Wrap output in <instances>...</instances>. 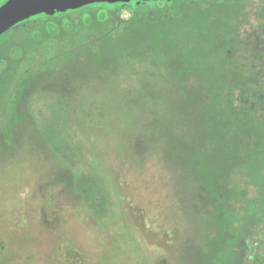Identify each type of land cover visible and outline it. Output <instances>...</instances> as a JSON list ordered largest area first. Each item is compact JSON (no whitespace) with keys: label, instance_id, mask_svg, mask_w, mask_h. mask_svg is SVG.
Instances as JSON below:
<instances>
[{"label":"trees","instance_id":"1","mask_svg":"<svg viewBox=\"0 0 264 264\" xmlns=\"http://www.w3.org/2000/svg\"><path fill=\"white\" fill-rule=\"evenodd\" d=\"M249 4H100L14 26L0 35V155L21 151L27 136L59 155L60 138L35 118V97L53 99L62 116L78 96L90 103L94 84L123 94L134 74L139 82L124 95L142 114L134 149L161 154L196 230L179 264H264V176L254 196L235 180L264 170ZM67 173L82 197L81 182Z\"/></svg>","mask_w":264,"mask_h":264},{"label":"rangeland","instance_id":"2","mask_svg":"<svg viewBox=\"0 0 264 264\" xmlns=\"http://www.w3.org/2000/svg\"><path fill=\"white\" fill-rule=\"evenodd\" d=\"M262 43L259 35L251 44L255 56L264 59ZM257 71L251 89L263 97L254 107L264 112V70ZM131 76L122 83L123 94L111 84H94L91 102L78 96L73 110L62 116L53 99H33L37 122L60 138L61 151L46 152L45 145L27 136L21 151L0 155V264L181 262L196 230L176 174L161 154L141 157L134 149L142 114L124 100L125 88L129 93L128 85L139 82ZM69 170L81 182L82 197L73 179L71 184L64 180ZM258 171L236 176L249 196L263 187L264 170Z\"/></svg>","mask_w":264,"mask_h":264},{"label":"water","instance_id":"3","mask_svg":"<svg viewBox=\"0 0 264 264\" xmlns=\"http://www.w3.org/2000/svg\"><path fill=\"white\" fill-rule=\"evenodd\" d=\"M158 0H4L0 3V35L36 16H54L93 5L135 4Z\"/></svg>","mask_w":264,"mask_h":264},{"label":"flooded vegetation","instance_id":"4","mask_svg":"<svg viewBox=\"0 0 264 264\" xmlns=\"http://www.w3.org/2000/svg\"><path fill=\"white\" fill-rule=\"evenodd\" d=\"M251 2V6H248V8L250 9V14H249V18H250V34H251V38L253 43L256 41L257 36H262L264 37V0H250ZM249 24H246V26H248ZM248 27H246L247 29ZM248 31V29H247ZM261 41V39H259L257 41V43L259 44ZM263 44V49H264V43ZM260 45V44H259ZM252 65L257 69V68H263L264 70V59L262 57L252 60L251 61Z\"/></svg>","mask_w":264,"mask_h":264}]
</instances>
